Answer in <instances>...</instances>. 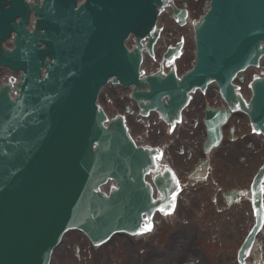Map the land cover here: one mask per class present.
Instances as JSON below:
<instances>
[{
	"label": "water",
	"instance_id": "water-1",
	"mask_svg": "<svg viewBox=\"0 0 264 264\" xmlns=\"http://www.w3.org/2000/svg\"><path fill=\"white\" fill-rule=\"evenodd\" d=\"M95 1L75 8V0H43L44 8L33 7L40 25L50 31L46 37L52 62L44 59L37 38L26 37L21 26L25 5L13 0L4 10L6 1L0 0V36L11 28L18 30L17 47L5 61L0 54V62L23 69L13 101L5 88L0 91V264H47L52 247L69 228L83 230L92 241L106 239L114 231L134 232L141 215L156 206L142 178L149 153L132 144L120 119L105 127V116L95 105L99 87L108 77L115 76L113 81L125 86L133 84L131 95L144 111L155 109L171 118L188 92L204 89L211 79L224 98L232 100L230 80L257 64L264 53V0H211V9L195 26L193 69L180 80L173 73L139 79L140 48L128 52L121 41L133 32L139 47L140 39L148 38L146 47L151 51L157 37L156 6L166 2L98 0L96 6ZM184 1L188 19L195 21L203 0ZM16 15L21 16L18 23ZM173 15L182 20L184 10L173 9ZM159 26V50L168 40L185 42L176 66L182 73L193 58L191 23L177 28L165 14ZM37 34L42 39L44 30ZM111 34L114 42L108 45ZM177 48L168 49L164 57L169 59ZM157 65L148 59L143 71ZM252 87L249 113L264 131V77L254 80ZM242 91L247 94L246 88ZM216 139L217 131L211 137ZM107 179L117 186L109 196L97 191Z\"/></svg>",
	"mask_w": 264,
	"mask_h": 264
},
{
	"label": "flooded vegetation",
	"instance_id": "flooded-vegetation-1",
	"mask_svg": "<svg viewBox=\"0 0 264 264\" xmlns=\"http://www.w3.org/2000/svg\"><path fill=\"white\" fill-rule=\"evenodd\" d=\"M3 77L0 68V86L4 83ZM204 94L205 100H197L198 96H195L184 108L179 121L173 125L164 123L165 127L161 126L159 117L152 114L140 117L125 103H118L122 111L127 109L125 115L133 139L143 146L158 147L162 152L161 161L166 164L162 174H174L175 182L181 184L176 196L178 212L165 219L158 228L159 234L172 235L174 241L191 233L196 236L202 230L198 228L203 226L202 221L211 223L216 220L212 225L217 231L221 221L235 234L243 235L253 220L250 203L243 191L260 173L259 166L264 161V137L241 107H226L215 88L207 89ZM224 108L229 110V116L220 126V142L206 149L203 144L205 110L222 111ZM260 186H264V174ZM171 189H168L169 193ZM261 204L264 210V191H261ZM262 233L263 237L258 240L259 261L255 264H264V230ZM88 248L89 245L80 244L78 248H67L61 256L69 254L75 260L83 259ZM104 251H94L98 254L95 257L101 258ZM122 253L125 257L123 264H191V252L177 253L175 248H125L117 256L121 257ZM223 253L224 260H227V250L224 249L217 254L218 263H222ZM254 262L253 258L251 263ZM197 264L207 262L202 259Z\"/></svg>",
	"mask_w": 264,
	"mask_h": 264
},
{
	"label": "rangeland",
	"instance_id": "rangeland-1",
	"mask_svg": "<svg viewBox=\"0 0 264 264\" xmlns=\"http://www.w3.org/2000/svg\"><path fill=\"white\" fill-rule=\"evenodd\" d=\"M123 95H127V93L125 91H122L120 88L116 87V86H110L107 87L105 89H103L100 98H99V105L107 112V114L109 116H113L115 114V112H117L120 108L118 103H123L124 100L122 99ZM122 96V97H121ZM195 98V97H194ZM201 98V100H205L206 96H198L196 97L197 100H199ZM177 204H175V209H174V213L177 210ZM158 219L162 220L160 217H157ZM215 221H212L210 223V221H202L203 223V227H201L202 230L198 231L196 234V237H206L208 238V235L205 231V229H208L209 226L211 227L212 231L210 233V235H212L213 233L217 232L219 237H215V236H211L208 238V254L207 257L208 259L211 258L210 262H212V256H214V253L212 251H217V248H227L229 251V256H233L234 255V251L236 250L237 247V240L240 238V236L238 234H235L231 229L230 226H224L223 222L220 221V223H222L220 225V230L216 231L214 230L215 227L212 225L213 223H215ZM200 228V227H198ZM227 228V229H226ZM230 235L231 238L229 239L227 236ZM78 234H75V232H71L65 235L63 242L57 247L59 249H56L55 251V257L54 259H52L51 264H62L60 262L59 259V254H60V248H72L71 243L75 242L78 238ZM195 234L191 233V248H195V246H197V248H199L200 246L195 244ZM84 241H86L84 238H82ZM169 240L166 236L163 237V239H161L163 242H165V240ZM201 240V239H200ZM198 240V241H200ZM203 240V239H202ZM218 241L221 245V247H217L216 243ZM166 243V242H165ZM111 242H109L107 244V247L109 248L111 245ZM218 244V243H217ZM140 246V245H139ZM206 249L204 248H199V251H205ZM225 263V262H224ZM227 263V262H226Z\"/></svg>",
	"mask_w": 264,
	"mask_h": 264
},
{
	"label": "snow or ice",
	"instance_id": "snow-or-ice-1",
	"mask_svg": "<svg viewBox=\"0 0 264 264\" xmlns=\"http://www.w3.org/2000/svg\"><path fill=\"white\" fill-rule=\"evenodd\" d=\"M255 131V129H253ZM171 171V170H169ZM173 179H175V175L173 174ZM177 187L179 188V181H177ZM262 191H264V186H262ZM176 196L177 194L174 192L172 194V200H171V205L168 208H160L159 211L162 212L164 215H172L175 209V202H176ZM147 219V218H146ZM262 223H264V217H262ZM153 230V225L150 222H147L143 225L142 229L140 232L135 233L136 235H143L146 232H151Z\"/></svg>",
	"mask_w": 264,
	"mask_h": 264
}]
</instances>
